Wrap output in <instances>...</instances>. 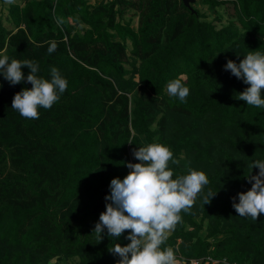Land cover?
Here are the masks:
<instances>
[{
    "label": "trees",
    "instance_id": "obj_1",
    "mask_svg": "<svg viewBox=\"0 0 264 264\" xmlns=\"http://www.w3.org/2000/svg\"><path fill=\"white\" fill-rule=\"evenodd\" d=\"M19 1L0 264H264V0H201L222 27L182 0Z\"/></svg>",
    "mask_w": 264,
    "mask_h": 264
},
{
    "label": "rangeland",
    "instance_id": "obj_2",
    "mask_svg": "<svg viewBox=\"0 0 264 264\" xmlns=\"http://www.w3.org/2000/svg\"><path fill=\"white\" fill-rule=\"evenodd\" d=\"M92 4H98L100 3L102 0H89ZM14 2H20L19 0H4L1 1L0 0V16H3L4 20H5V24L6 26L11 28V25L9 24V22L7 21L8 18V11L10 8V5ZM193 8L198 9L201 13L206 14L207 16V20L209 21H217L216 17L220 14L222 15L223 19L222 22L219 23L218 21L216 22L218 24L219 27H222L224 25H228L229 23V18L227 16V14L225 13L224 10H212L209 9L208 7L204 6L201 2V0H196L195 3L192 4ZM133 17V25L135 28H137L138 25V17L134 14V12H130L128 13V15L125 16V20H130ZM129 67V66H128ZM138 93L141 94V90H138ZM155 159H158V156L156 154H153ZM183 159H185L183 157ZM185 165V162L183 163ZM158 226L160 228V230H162V232L166 235L169 236L171 234V226L169 224H165V223H158ZM157 249L155 247V245L153 243L148 244V248H142L141 250V254L140 256L142 258H148V259H153L155 256ZM79 259L75 258V259H55L53 261L50 262V264H78ZM170 264H178L175 261H172Z\"/></svg>",
    "mask_w": 264,
    "mask_h": 264
},
{
    "label": "water",
    "instance_id": "obj_3",
    "mask_svg": "<svg viewBox=\"0 0 264 264\" xmlns=\"http://www.w3.org/2000/svg\"><path fill=\"white\" fill-rule=\"evenodd\" d=\"M186 7L192 8V4L196 2V0H182Z\"/></svg>",
    "mask_w": 264,
    "mask_h": 264
},
{
    "label": "built area",
    "instance_id": "obj_4",
    "mask_svg": "<svg viewBox=\"0 0 264 264\" xmlns=\"http://www.w3.org/2000/svg\"><path fill=\"white\" fill-rule=\"evenodd\" d=\"M135 253H136V252H135ZM135 255H136V254H135ZM166 261H167V262H170V263L172 262L171 258H166ZM177 262H178V261H177ZM192 263H196V262H192ZM213 263L216 264V262H213Z\"/></svg>",
    "mask_w": 264,
    "mask_h": 264
}]
</instances>
